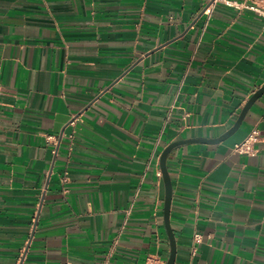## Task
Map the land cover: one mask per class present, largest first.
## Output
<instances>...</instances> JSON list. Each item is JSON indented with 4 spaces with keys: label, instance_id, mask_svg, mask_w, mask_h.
<instances>
[{
    "label": "crops",
    "instance_id": "1",
    "mask_svg": "<svg viewBox=\"0 0 264 264\" xmlns=\"http://www.w3.org/2000/svg\"><path fill=\"white\" fill-rule=\"evenodd\" d=\"M236 1L0 0V264L167 263L164 150L264 86V18ZM167 166L175 264H264V95Z\"/></svg>",
    "mask_w": 264,
    "mask_h": 264
},
{
    "label": "water",
    "instance_id": "2",
    "mask_svg": "<svg viewBox=\"0 0 264 264\" xmlns=\"http://www.w3.org/2000/svg\"><path fill=\"white\" fill-rule=\"evenodd\" d=\"M263 95H264V86L262 88H260L257 92H255L253 94V96L250 98V100L247 102V104L245 105V107L243 108V110L240 114V117L236 121L234 127L231 130H229L226 134L221 136L220 138H217L214 140L213 139L212 140L200 139V138L181 140V141H177V142L170 144L164 150V152L161 156V159H160L161 171H162L163 180H164V184H165L164 219H165V225H166L167 232H168L169 239H170V243H171V255H170V258L166 264H175L176 254H177L176 238H175L174 232H173V230L171 228V224H170V210H171L173 187H172V180H171L170 173H169L168 166H167V160H168L169 155L171 154V152L173 150H175L176 148H178L184 144H187V143L197 142V141L216 143V142L225 141L228 137L233 135L240 128V126H241L246 114L250 110V108Z\"/></svg>",
    "mask_w": 264,
    "mask_h": 264
},
{
    "label": "built area",
    "instance_id": "3",
    "mask_svg": "<svg viewBox=\"0 0 264 264\" xmlns=\"http://www.w3.org/2000/svg\"><path fill=\"white\" fill-rule=\"evenodd\" d=\"M252 3L244 6L246 9L253 11L258 16L264 18V0H248ZM218 3H223L230 7H238L239 2L236 0H210L209 5L206 7L204 13L210 15ZM258 137L255 133L250 134L243 142L238 143L234 147V151L247 155H255L258 152L257 149ZM201 236L196 234L194 236V242H199ZM146 264H166L160 257L151 256L148 258Z\"/></svg>",
    "mask_w": 264,
    "mask_h": 264
}]
</instances>
